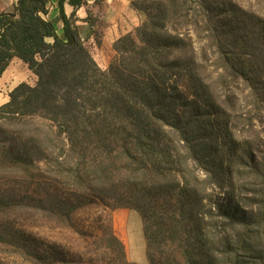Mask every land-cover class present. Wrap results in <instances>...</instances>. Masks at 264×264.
<instances>
[{"label":"trees","instance_id":"1","mask_svg":"<svg viewBox=\"0 0 264 264\" xmlns=\"http://www.w3.org/2000/svg\"><path fill=\"white\" fill-rule=\"evenodd\" d=\"M66 3L77 10L87 0L59 1L62 34L47 18V0H18L14 12L0 15V78L14 59L37 77L0 107V171L20 174L12 180L15 194L0 188V246L16 248L31 264H84L81 253L46 243L35 232L41 225L30 222L76 231L77 215L100 202L141 215L149 264H264V144L253 149L235 136L237 105L225 97L236 83L258 99L255 109L264 115V82L242 53L225 54L224 30L238 36L240 29H230L229 16L217 24L222 62L212 70L183 32L185 0L133 1L147 19L114 43L104 71ZM87 20L94 23L90 11ZM256 25L264 37V19ZM32 118L52 122L77 159L57 162L63 181L51 182L50 166L38 165L49 158L42 140L5 129ZM100 231L91 262L129 264L112 228Z\"/></svg>","mask_w":264,"mask_h":264},{"label":"rangeland","instance_id":"2","mask_svg":"<svg viewBox=\"0 0 264 264\" xmlns=\"http://www.w3.org/2000/svg\"><path fill=\"white\" fill-rule=\"evenodd\" d=\"M185 2V14L189 15V22L186 21V26L182 29H185L184 33L187 31L193 37L194 45L202 62L212 67V70L215 68L214 65L222 62V57L217 54L219 51L218 42L213 36L216 34L217 24L221 26V21L229 16V20H233L230 29L239 28L240 30L237 31L238 36L229 35L224 30L228 35L224 40L226 57L230 58L232 51L242 53L243 62L254 67L253 77H259L263 83L264 37L259 36L256 22L259 19H264V0H185ZM138 12L142 15L140 24L142 25L147 19V14L143 11ZM226 23L228 22H224V24ZM244 23L247 24V31L241 28ZM178 56L179 54H174V57ZM228 80L234 81L235 79L228 76ZM36 82L37 78L33 75L27 79V83L32 86ZM233 85L235 86L234 95L228 93L225 96L237 105L231 112L230 126L238 139L249 141L252 148L257 149L264 144V115L255 109L258 99L252 97L250 90L244 87L237 89L236 83ZM251 117H253L252 122H249L248 119ZM5 129H8L16 138H19V135H35L43 141L40 142L41 149L49 158L47 161L39 162L38 165L43 168L46 165L50 166L52 172L48 177L51 178V182L64 179L62 173H57L58 161H65L67 164L73 165L77 162L75 156L70 152L68 141L65 137L58 136L57 127L52 122L41 118H32L8 125ZM5 171H0V181L2 182L0 188L10 196L19 190L18 186L12 184V180L20 178V174ZM63 172L67 173L66 168ZM60 190L67 191L63 186H60ZM10 213H4V217L7 219L8 215L14 219ZM76 223V231H62L52 221L32 219L30 222L31 225H35L33 226L35 228L41 225V229L36 228L35 232L41 234L46 243L58 241L65 247L81 253L84 257V264H102V258L96 257L92 262L90 259L98 250L97 237L101 234L100 230L111 227L126 247L129 264H149L143 219L137 211L106 207L99 202L82 210L77 215ZM78 231L79 233H77ZM81 231L84 234H81ZM15 253H18L16 248L0 246V264H31L27 258L16 256Z\"/></svg>","mask_w":264,"mask_h":264},{"label":"crops","instance_id":"3","mask_svg":"<svg viewBox=\"0 0 264 264\" xmlns=\"http://www.w3.org/2000/svg\"><path fill=\"white\" fill-rule=\"evenodd\" d=\"M47 1L49 3L47 18L62 34L64 25L60 18V0ZM133 1L136 0H87V5L77 10L69 3L65 4V12L69 17L76 13V25L80 36L104 71L109 69L115 56L114 43L121 37L133 33L141 24L142 15L132 7ZM17 2L18 0H0V15L14 12ZM89 11L94 23L87 20ZM30 75L35 76L21 60L12 61L0 78V106L9 102L10 93L21 83H27Z\"/></svg>","mask_w":264,"mask_h":264}]
</instances>
